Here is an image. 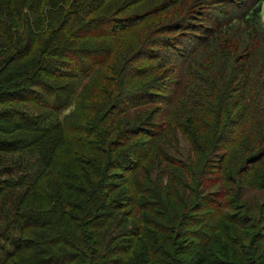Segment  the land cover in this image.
<instances>
[{"label":"trees","instance_id":"trees-1","mask_svg":"<svg viewBox=\"0 0 264 264\" xmlns=\"http://www.w3.org/2000/svg\"><path fill=\"white\" fill-rule=\"evenodd\" d=\"M262 11L264 0H0V134L16 138H0V152L13 150L24 160L19 174L7 172L0 179V264H181L185 249L179 235L205 245L206 256V251L192 253L205 264L208 259L209 264H251L263 257L264 52L255 55L253 47L261 45L248 43L249 35L246 47L236 54L246 33L240 24L249 26ZM147 41L157 49L151 53L163 61L155 90L166 92L164 84L173 88L172 94L166 92V101L155 95L156 100L139 102L147 92L135 88L145 74L132 69L125 80V64L108 79L114 87L130 88L115 93L121 114L145 103L161 104L170 118L165 133L148 130L154 123L150 115L141 114L142 108L92 135L80 122L48 120L50 112L58 118L67 110L74 92L52 80L70 83L75 70L87 77L94 66H108L102 57L116 45L139 60L152 58L141 50ZM198 54L211 59L199 62ZM29 58L36 64L26 73ZM164 77L168 81L161 83ZM186 77L201 86L189 90L191 99L188 95L201 114L181 109L176 118L169 113L170 102L187 88ZM218 80L222 85L206 102L207 87ZM6 119L16 120L9 128ZM64 131L74 134L65 136ZM180 140L188 144L185 154L179 150ZM168 145L172 154L164 150ZM218 148L223 150L219 155ZM28 151L42 162L29 181ZM228 155L234 165L215 163ZM154 157L159 176L174 169L170 176L177 178L165 194L182 203L176 211L169 202L168 208L163 205L169 215L162 222H154L151 210L142 217L139 208L147 204V190L139 185L131 189L126 176L142 160ZM117 201L128 206L125 221L114 213L123 207ZM239 226L246 227L238 230L243 246L231 238L230 230Z\"/></svg>","mask_w":264,"mask_h":264},{"label":"rangeland","instance_id":"rangeland-1","mask_svg":"<svg viewBox=\"0 0 264 264\" xmlns=\"http://www.w3.org/2000/svg\"><path fill=\"white\" fill-rule=\"evenodd\" d=\"M2 1L5 2L7 0H2ZM131 7H132V9L136 8V6H130V8ZM169 21H171V20H166L163 22L167 23ZM240 26L245 30L246 33L243 34L240 43L236 46L237 47L236 54L239 55L241 50L246 47V41L248 42L249 35H250L251 40L248 43L253 42L254 45H257V42H258V44L261 45L260 47H255V46L253 47L255 55H257V54L259 55L260 51L264 52V12L262 11L259 18L258 17L254 18V21L251 22L249 26H246L242 23L240 24ZM105 35H106V37H109L110 33L107 32V33H105ZM148 36H150V34H148L147 37ZM124 37H125V40L128 41V38L126 36H124ZM150 38L155 39L156 35H152V36H150ZM122 41L123 40H121V42ZM111 43L113 44L114 42L111 41ZM149 43H151V42L147 41L144 45H142L141 50H142V52L146 53L144 55H147L148 57L151 54L153 56V57L151 56L152 58H143V59L139 60L138 55L136 53H134L132 51L126 53V50L119 49V47L116 45V47H114L112 49V51L107 53V56H105V58L102 57V59H105L104 64L105 65L108 64V66H105L103 68L101 65L94 66V69L90 72L91 74L87 77L86 76L84 77L83 75H81L82 73H79L78 71L75 70L72 72V75L70 77V80H71L70 83L68 81L63 80V79H60L59 82L52 80V82L56 86H62L63 85L65 87V90L71 89L74 92L71 91L72 97H70L69 107H67V110L65 109L66 111L64 110L65 112L63 114H59L58 118H57V114L50 112L51 117H49L48 120L53 121L52 124H56L59 121H69L73 124H74V122H78V123L80 122V123H82L84 130L86 129L87 133L92 135V134H95L99 128H102L103 125L105 126L106 124L111 123L112 120L115 121V119H120V118L124 119L127 116L134 115L136 112L134 110L142 108L143 111L141 112V114H146L147 116L150 115L152 117L151 121L154 123L152 125L149 124L148 130L153 131V132L158 131V132H161V134L165 133L166 132L165 126H166L167 121L170 118L169 119L166 118L168 115H166L165 112L163 111L161 104H156L158 102H149V103L142 104L144 107L142 105H139L136 108L123 110V113L121 114V112L119 111L120 108L117 105L119 103V100L118 99L114 100L115 99L114 98L115 93L117 92V90L123 89V91H127V90H130V88L126 89V87L125 88L123 86L120 87L119 85H115V87H114V82H111L108 79L109 76L111 77V75L115 73L116 67L120 68L122 66V64H125V68H124V71L122 74L123 79L125 77V80H127L126 77L129 74H132V69H137V70L141 71L143 74H145L144 78H140L142 85H138V87L135 88V91H136L139 88L143 87L144 89L140 90L139 92L140 93H142L143 91L147 92L144 95V97L140 98L139 102H144L145 100H147V101L148 100H150V101L156 100L155 95L156 96H163L164 100L166 101V99H165L166 98V92L167 93L170 92L172 94L173 88L172 87L166 88V84H164V89H166V92H164L162 90L161 91L155 90L156 82H157V80H159L161 73H163L162 68H157V67L163 61L161 60V58L157 54H155V52L151 53L152 50L156 51L157 49L154 48L155 45H150ZM138 49H140V47ZM233 51H234V49H232V52ZM242 53H249V51L246 50ZM198 55L201 56V58L198 60L199 62H204V61L207 62L208 60L211 59V57L208 58V56L206 54H198ZM100 56H101V54H100ZM143 57H145V56H143ZM115 58L119 59L120 62L118 60H116ZM33 59L34 58H29L26 61V64L24 66V68H25L24 71L26 73H27V70L29 72V68H31L30 64H32V66L36 64L35 60L32 61ZM257 59H258L259 66H261L259 56H257ZM246 60L249 63V59L246 58ZM109 66H111V67H109ZM177 70L179 72H181L182 67L179 66L177 68ZM256 71H258V70L256 69ZM170 74H174V73H170ZM21 76H22V74L20 72H18V79H20ZM120 76H121V74H120ZM186 79H187V82H186L185 86L187 88H185L183 90V92L176 97L175 101L170 102L172 104L169 107V113H173L176 116V118L182 114L180 112L177 113V111H180L181 109H184L186 111L189 109V112L190 111L193 112L194 114H196V116L198 114H201L200 107L195 108L189 103L190 99L194 96L193 94H190V92L194 91V89L200 90L201 86H199L200 84L196 83V81L192 80V77H186ZM160 80H161V83H163L165 81H168V77H164ZM103 85H105L104 88L106 89V91L104 93L100 92V88ZM106 85H108V86H106ZM221 85H222V83L218 80L215 83H213L211 86L207 87V90L209 91V93L204 96V100L207 102L208 96L210 94H212V91L215 90V87L221 86ZM128 87H130V86H128ZM131 87H134V86H131ZM189 90H190V92H189ZM109 93H110V95H109ZM128 93H131V92H128ZM188 95H191L190 99H189ZM226 95H228V94H226ZM263 96H264V94H263ZM235 98H236V96H235V94H233V99H235ZM201 101H202V103H204L203 100H201ZM19 106H20V108H22L24 110L32 111L31 108H29L25 104H21ZM31 107H33V106H31ZM33 108H34L33 110H38L37 107H33ZM176 114H178V115H176ZM175 116H172V117L175 118ZM233 117H232V119L235 118V117L234 118ZM163 119H166V120H163ZM228 119H230V118H228ZM6 120H8V123L6 124V126L10 128L12 125H10L9 123L14 124V121L16 119H6ZM37 122L38 121L35 120L33 122L32 126H35L37 124ZM62 124H64V126H65V123H62ZM158 125H159V129L154 131L155 127ZM213 132L214 131L212 130V133ZM68 134H74V133L70 132V131H64L65 136ZM3 137L6 140H8L9 142H10V139L16 140L15 137L10 138L9 136L0 134V138H3ZM161 145H162V142L159 144V146H161ZM179 147H180L179 150H181V152L183 154H185L186 151L184 149L188 147V144H187V142L180 140ZM164 150L168 154H172L171 153V151H172L171 146L169 147V145H168V147H164ZM216 152L219 155L221 152H223V150L218 148L216 150ZM16 155H17V153H15V151H13V150L7 151V153L0 152V158L2 159V164H1L2 168H0V179H5L7 172L11 173L13 176H16L15 174L20 173L19 170L22 169L21 162H24V160H23V158H20L18 156L16 157ZM24 156H25V163H26L25 167H27V169L31 170L30 177L28 178V181H29L31 178V174L33 176H35L33 173L37 172L40 169L42 162L40 160L36 159L34 157L35 155L31 154V151L26 152L24 154ZM232 156H233V154H232ZM99 157H101V156H99ZM34 158H35V160H34ZM136 158H138V157H136ZM216 159H218V157H216ZM136 161H137V159H135V162ZM218 162H221L220 165L223 167L224 165H226V166L227 165H234L235 160L230 158V156L228 155V158H226L225 160L222 161V159H221L215 163L217 164ZM240 164L241 163H238V168H240L242 166V164L241 165ZM160 170H161V168L158 167V161L154 157V159L151 160L150 162L148 160H145V161L142 160L141 165L138 164L137 170H133V171L131 170V171L126 173V176L128 178V182L131 184V186H130L131 189H134L139 185V187L147 190V192L145 194H147L149 196V199L146 200L147 204L140 205L139 211L141 212L142 217L147 216L149 214L150 210L153 211L155 214L153 217L154 222H157V221L162 222V220L165 219L169 215L166 213V210L163 209V205H165L168 208L169 207L168 204H170V207L172 206L175 209L174 210L171 207V209L174 211L180 209L182 206L181 202L175 203L173 198L168 197V194H165L166 193L165 190H166L167 185L172 184L173 180L177 178L176 175L170 176L174 172V169H167L165 172L163 171L161 176H159ZM14 171H15V173H13ZM129 177L133 178V181H130ZM156 181L159 184L158 186H155L157 184ZM216 185H218V184H216ZM174 191H176L175 194L178 193V190L176 188L173 190V192ZM253 193L256 196L258 191L253 190ZM11 202H13V195L9 193L8 194V203H11ZM117 202H118V205H121L123 207H121L120 209H117L114 213L116 214V216L119 219H124V221H125L126 219L123 218L122 215L125 213L124 211H125V209H127L128 206L119 204V201H117ZM131 205H133V203ZM154 209H157V210L154 211ZM110 210H113V209L111 208ZM0 215H1V212H0ZM131 216H132V214H131ZM0 218H1V216H0ZM1 219H2V223H3L4 218H1ZM178 219H180V215H178ZM131 220L132 219H130L128 221H131ZM13 225L17 226L16 222H14ZM192 227H196V226L192 225ZM216 227H217V225H216ZM240 228H246V227L245 226L234 227L230 230V232H231V238L234 239V241H239L240 244L243 246V242L240 239V234L238 232V230ZM210 230H211V227H208L207 232ZM261 232H264V230ZM188 236H186V237H188ZM186 237H185V235L184 236L179 235L177 238L180 242L183 243V247L185 249L184 254L182 256V259H181V264H185L184 262H186V264H205L204 261L202 262V261H200V259H195V258H193V255H192L193 251L196 250V251H199L201 255L204 254L206 251V253L203 255V257L206 256L208 254V250L202 249L205 247V245L200 240H198L197 238H195L194 240L192 238V242H191L190 237H188V239H186ZM183 239H184V242L182 241ZM191 246H192V248H190ZM234 247L240 248V246L238 244H234ZM129 251H130V249H127L126 252H124V253H118L115 258H118L121 255H126ZM0 254H1V252H0ZM210 256H212V254ZM258 258L259 259H256V261L252 262L251 264H264V255H263V257H258ZM209 261L210 260L208 259V262L206 264H209Z\"/></svg>","mask_w":264,"mask_h":264}]
</instances>
